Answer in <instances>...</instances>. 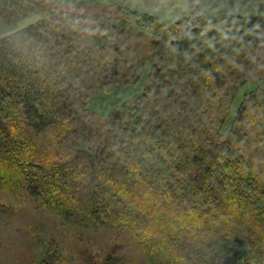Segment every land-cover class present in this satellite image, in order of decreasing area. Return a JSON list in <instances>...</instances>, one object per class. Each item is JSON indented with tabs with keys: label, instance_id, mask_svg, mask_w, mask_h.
<instances>
[{
	"label": "trees",
	"instance_id": "16d2710c",
	"mask_svg": "<svg viewBox=\"0 0 264 264\" xmlns=\"http://www.w3.org/2000/svg\"><path fill=\"white\" fill-rule=\"evenodd\" d=\"M45 5L0 0L43 14L0 37V159L10 171L65 216L129 228L162 262L191 264L186 236L211 264H264V164L253 163L242 135L255 119L248 102L264 100V15L170 22L123 1L85 13ZM134 35L150 41L148 84L85 129L88 146L66 153L78 110L97 114L79 97L139 75L122 77ZM258 65L263 83L228 125Z\"/></svg>",
	"mask_w": 264,
	"mask_h": 264
},
{
	"label": "rangeland",
	"instance_id": "374dc122",
	"mask_svg": "<svg viewBox=\"0 0 264 264\" xmlns=\"http://www.w3.org/2000/svg\"><path fill=\"white\" fill-rule=\"evenodd\" d=\"M118 1L122 0L116 2ZM97 3L110 4L115 1L46 0L45 6L80 12L105 7ZM201 13L264 15V0H167V17H162L171 22L182 16ZM42 16L40 13L19 12L0 6V37L11 34ZM64 22L71 27L74 25L72 21ZM61 26L59 25V29ZM63 29L61 28V32ZM82 36L81 32L79 38ZM128 50L122 77L132 78L140 72L139 75L128 82L123 79L118 84L111 85V89H95L90 94L79 97L88 110L97 114L78 110L72 120L73 130H70L66 138V153L78 146H88L85 142L88 131L85 129L94 128L114 106L143 91L148 84L154 60L151 57L150 41L142 35H134ZM259 71L260 65L252 68L251 79L236 92L229 110L228 125H235L234 118L244 99L251 90L263 83ZM248 103V107L251 105L254 111L250 114H254L255 119L253 121L247 117L242 135L248 143L247 151L253 163L260 165L264 164V100L262 103ZM88 177L81 189L76 190L82 200L91 191L92 181ZM75 218L65 216L57 207L33 195L20 176L11 172L8 163L0 159V264H182L180 261L162 262L157 258L158 254L152 257L127 227L95 222L88 218ZM184 237L181 241L184 249L191 255V264H211L206 258H200L193 251L195 247L191 246L190 240ZM203 250L212 254L213 248L206 247Z\"/></svg>",
	"mask_w": 264,
	"mask_h": 264
},
{
	"label": "crops",
	"instance_id": "0c3cea01",
	"mask_svg": "<svg viewBox=\"0 0 264 264\" xmlns=\"http://www.w3.org/2000/svg\"><path fill=\"white\" fill-rule=\"evenodd\" d=\"M101 2H113L117 0H97ZM135 9L152 12L167 17V0H122Z\"/></svg>",
	"mask_w": 264,
	"mask_h": 264
}]
</instances>
